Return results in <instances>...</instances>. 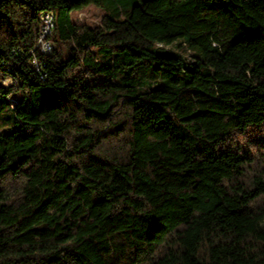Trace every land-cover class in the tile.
I'll return each mask as SVG.
<instances>
[{
  "label": "trees",
  "instance_id": "obj_1",
  "mask_svg": "<svg viewBox=\"0 0 264 264\" xmlns=\"http://www.w3.org/2000/svg\"><path fill=\"white\" fill-rule=\"evenodd\" d=\"M114 2L0 0V264H264V0Z\"/></svg>",
  "mask_w": 264,
  "mask_h": 264
},
{
  "label": "rangeland",
  "instance_id": "obj_2",
  "mask_svg": "<svg viewBox=\"0 0 264 264\" xmlns=\"http://www.w3.org/2000/svg\"><path fill=\"white\" fill-rule=\"evenodd\" d=\"M137 1L141 2L142 0H115V2L109 7H101L95 4H90L82 8L73 10L71 13V17L75 22L79 24L86 23L94 26L101 22V19L105 14L115 13L117 17H121V9H123L124 11L130 8L131 5H133ZM170 47L175 51H179V41H176L175 44ZM49 51H52V48ZM187 54L189 53L187 52L185 55Z\"/></svg>",
  "mask_w": 264,
  "mask_h": 264
},
{
  "label": "built area",
  "instance_id": "obj_3",
  "mask_svg": "<svg viewBox=\"0 0 264 264\" xmlns=\"http://www.w3.org/2000/svg\"><path fill=\"white\" fill-rule=\"evenodd\" d=\"M52 32L53 31H51L50 23L47 19V12H44L42 14V25L39 32L38 43L36 46V49L38 48L43 54L48 55L53 52V51H48V44L51 43V39L49 38V36L51 35ZM2 63H5V61ZM33 66L36 72L39 74L40 78H44L46 76V72H45L46 62L38 55V51L37 52L33 51ZM12 82L17 83L18 81L9 74L8 77L4 79V83L9 85ZM13 103L15 106L16 101H13Z\"/></svg>",
  "mask_w": 264,
  "mask_h": 264
},
{
  "label": "bare ground",
  "instance_id": "obj_4",
  "mask_svg": "<svg viewBox=\"0 0 264 264\" xmlns=\"http://www.w3.org/2000/svg\"><path fill=\"white\" fill-rule=\"evenodd\" d=\"M47 19H48V21L50 23L51 31H53L54 26H55L54 18H53L52 15L47 14ZM52 46H53L52 43L48 44V51L52 48Z\"/></svg>",
  "mask_w": 264,
  "mask_h": 264
}]
</instances>
